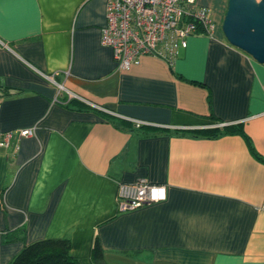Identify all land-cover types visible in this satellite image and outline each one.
<instances>
[{
    "label": "crops",
    "instance_id": "crops-1",
    "mask_svg": "<svg viewBox=\"0 0 264 264\" xmlns=\"http://www.w3.org/2000/svg\"><path fill=\"white\" fill-rule=\"evenodd\" d=\"M195 1L211 37L119 71L105 0H0V131L32 129L0 149V264L62 239L79 264L95 239L105 264H264V64L223 38L227 0ZM221 124L260 160L237 134L191 135ZM138 179L164 200L118 212V184Z\"/></svg>",
    "mask_w": 264,
    "mask_h": 264
},
{
    "label": "built area",
    "instance_id": "built-area-1",
    "mask_svg": "<svg viewBox=\"0 0 264 264\" xmlns=\"http://www.w3.org/2000/svg\"><path fill=\"white\" fill-rule=\"evenodd\" d=\"M104 20L99 43L111 50L119 71L137 65L144 56L171 66L178 51L186 47L187 37H211L216 27L207 9L199 6L195 0H105ZM68 97L110 114L75 95L69 94ZM141 125V122L133 121L135 128ZM219 126L223 124L216 125ZM31 135V128L17 130L16 133L0 131V149L7 148L12 139L17 142ZM164 198V186L138 179L130 184H118L116 208L118 212L132 211L163 201ZM261 209L264 211V203Z\"/></svg>",
    "mask_w": 264,
    "mask_h": 264
},
{
    "label": "trees",
    "instance_id": "trees-1",
    "mask_svg": "<svg viewBox=\"0 0 264 264\" xmlns=\"http://www.w3.org/2000/svg\"><path fill=\"white\" fill-rule=\"evenodd\" d=\"M75 100H69L68 104L74 105ZM81 105V104H80ZM106 118V117H105ZM108 119V118H107ZM222 134H237L241 136L247 145L250 153L258 160H260L255 153L242 132L239 126L230 125L221 128H207L191 131L192 136L203 138H215ZM23 230L15 229L7 231L2 237L4 243H9L22 239ZM68 240H42L34 242L23 247L8 264H79L75 259L69 255ZM90 260L93 264H105L102 259L101 249L96 241H93L90 249Z\"/></svg>",
    "mask_w": 264,
    "mask_h": 264
},
{
    "label": "water",
    "instance_id": "water-1",
    "mask_svg": "<svg viewBox=\"0 0 264 264\" xmlns=\"http://www.w3.org/2000/svg\"><path fill=\"white\" fill-rule=\"evenodd\" d=\"M220 32L230 46L264 64V0H227Z\"/></svg>",
    "mask_w": 264,
    "mask_h": 264
}]
</instances>
